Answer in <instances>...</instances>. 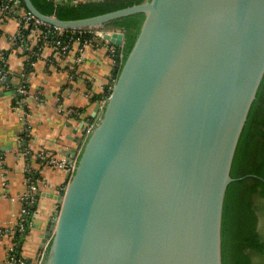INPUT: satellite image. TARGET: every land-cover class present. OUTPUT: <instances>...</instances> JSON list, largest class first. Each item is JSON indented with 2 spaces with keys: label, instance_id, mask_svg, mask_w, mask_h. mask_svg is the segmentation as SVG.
<instances>
[{
  "label": "water",
  "instance_id": "water-1",
  "mask_svg": "<svg viewBox=\"0 0 264 264\" xmlns=\"http://www.w3.org/2000/svg\"><path fill=\"white\" fill-rule=\"evenodd\" d=\"M21 1L61 29L111 31L107 23L144 14L53 197L38 264H222L224 195L264 74V0H145L71 20ZM104 38L121 46L124 33Z\"/></svg>",
  "mask_w": 264,
  "mask_h": 264
},
{
  "label": "crops",
  "instance_id": "crops-1",
  "mask_svg": "<svg viewBox=\"0 0 264 264\" xmlns=\"http://www.w3.org/2000/svg\"><path fill=\"white\" fill-rule=\"evenodd\" d=\"M18 26L14 18L0 23V52L8 54L10 83L26 90L15 99L12 90L0 85V264L9 247L26 264H38L48 243L43 242L46 229L59 208L53 197L65 189L86 127L101 114L113 65L104 42L96 38L95 44L83 47L73 41L64 54L45 47L27 70L28 57L20 48H11ZM41 150L53 164L38 159ZM30 182L36 191L27 205L29 230L18 240L17 230H12Z\"/></svg>",
  "mask_w": 264,
  "mask_h": 264
},
{
  "label": "trees",
  "instance_id": "trees-1",
  "mask_svg": "<svg viewBox=\"0 0 264 264\" xmlns=\"http://www.w3.org/2000/svg\"><path fill=\"white\" fill-rule=\"evenodd\" d=\"M4 1L0 0V4ZM31 1L36 9L45 15H54L61 20H71L114 11L142 3L145 0H82L75 5H60L56 4L55 0ZM19 5L25 9L21 0ZM143 18V13H134L115 19L105 25L108 29L121 30L124 33L122 46H115V51L111 56L114 62L112 67L113 80L118 76L122 63L137 37ZM30 30L31 24L27 28L20 29L23 40H17L15 44H24L26 42L25 37ZM71 31L64 30L62 36L50 33L47 35V39L51 43L52 40H59L65 43L69 40V36L71 37ZM81 31H83L81 35L77 34L74 36L75 40L79 37L80 46L83 41L88 39L89 42L95 44L96 41L94 39L91 40L93 38L91 37V31L89 32V30L85 29ZM16 45H13L14 48ZM41 51L42 43L40 41L32 46L31 51H25L29 55L25 62L27 70L31 68V63L37 60V56ZM119 52H122V58L118 57ZM2 53L4 58L7 59L8 54L5 51H2ZM0 68L6 72V81H4L3 85L8 88L7 90H12L15 99H17L21 95L16 92L19 85L16 86L10 83L11 74L7 63H3L0 60ZM107 90L109 91L110 88ZM230 175L234 180L227 185L222 208V264H263L262 262H254L252 255L264 257V239H262L258 231L259 219L254 200L256 197L264 198V74L239 136ZM29 219H31V216L27 215L23 230L16 232L17 237H19L17 238L18 240L20 238L23 239L27 234Z\"/></svg>",
  "mask_w": 264,
  "mask_h": 264
},
{
  "label": "built area",
  "instance_id": "built-area-1",
  "mask_svg": "<svg viewBox=\"0 0 264 264\" xmlns=\"http://www.w3.org/2000/svg\"><path fill=\"white\" fill-rule=\"evenodd\" d=\"M56 1L57 0H55V2ZM19 4H20V0H5L2 4H0V23H2L6 19L14 18L18 21V24H19L16 34L10 38V41L12 44V47H11L12 49L20 48L23 51V53L28 57L29 55L27 53H25V51H31L32 46L37 44L38 41H40L42 43V50H43V48L48 47V48H51L52 50H54V52H57V54L54 53L55 55H58V54H64L68 50L70 43L72 44L73 41H77L80 43L79 37H77L75 40L74 36L77 34L81 35L83 33V31H81L82 29H61V28L52 26L48 23L40 21L39 19H37L34 15H32L29 11L24 9ZM29 24H31V30L25 37L26 42H24V44L18 43V45H16L15 43L17 40H21V41L23 40L22 35L20 33V29L27 28V26ZM41 27H43V29H41ZM64 30H72L71 31V37L69 36V40L67 42L62 43L59 40H52V43H51L50 41H48V39H47L48 34L56 33L57 36H62ZM90 31L92 32L91 37H93V38H91V40L96 39V38L101 39L104 42L105 46L107 47L108 55L112 59L111 56L115 51L116 45L112 44L108 39L104 38V35L106 33L112 34L113 32H120L121 30H111V31L89 30V32ZM88 43H90L89 39L83 41L81 46L83 47L85 44H88ZM13 45H16L15 48ZM118 47H120V46H118ZM118 57L119 58L123 57L122 52L118 53ZM0 60L3 61V63H7V59L4 58V55L2 52H0ZM113 64H114V62L112 59V65ZM4 81H6V72L1 70V68H0V85H2L4 83ZM17 89H18V93H25V91H26L25 89L20 88V87ZM93 124L90 123V125H88L86 127L85 135H87L89 133ZM78 155L75 158V161H74L73 166L71 168L72 171H73L74 164L78 158ZM37 157L40 161H44L45 164L50 165V164L54 163L53 160H51L47 157V155L45 154V152L43 150H41L37 153ZM57 165L59 167L63 166L62 163H57ZM27 169H28L27 171L31 170L30 167H28ZM36 181H38V179H36ZM35 191H36L35 182L28 183V190L20 197L22 207H21V210L19 212L20 214H19L16 226L13 228L12 231L16 232L15 230H17L18 232H21L23 230L25 218L29 214L27 205L30 203V200L34 196ZM1 264H26V261L14 252V247H9L8 248V256H7L6 260L4 262H2Z\"/></svg>",
  "mask_w": 264,
  "mask_h": 264
},
{
  "label": "rangeland",
  "instance_id": "rangeland-1",
  "mask_svg": "<svg viewBox=\"0 0 264 264\" xmlns=\"http://www.w3.org/2000/svg\"><path fill=\"white\" fill-rule=\"evenodd\" d=\"M254 200H255V206L257 208V214L259 219L258 231L262 239H264V198L256 197ZM252 260L254 262H262L264 264V257H260L258 255H252Z\"/></svg>",
  "mask_w": 264,
  "mask_h": 264
}]
</instances>
